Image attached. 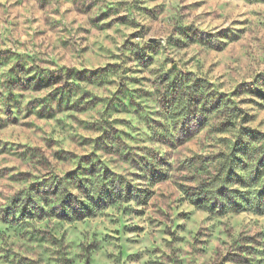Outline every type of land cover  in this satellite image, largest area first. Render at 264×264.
<instances>
[{
	"label": "rangeland",
	"instance_id": "obj_1",
	"mask_svg": "<svg viewBox=\"0 0 264 264\" xmlns=\"http://www.w3.org/2000/svg\"><path fill=\"white\" fill-rule=\"evenodd\" d=\"M263 155L264 0H0V264H264Z\"/></svg>",
	"mask_w": 264,
	"mask_h": 264
},
{
	"label": "trees",
	"instance_id": "obj_2",
	"mask_svg": "<svg viewBox=\"0 0 264 264\" xmlns=\"http://www.w3.org/2000/svg\"><path fill=\"white\" fill-rule=\"evenodd\" d=\"M246 131L245 134L251 138L252 140H258V138H260V136L262 135L261 132L259 131H256L254 129H250V128H245ZM263 158H264V155L261 156L259 158V160L257 161L256 165H255V168H254V171L252 173H250L252 175V179L254 182V180L256 181V183H258V188L256 189L257 191H254V199H250V197H243V200L240 201V199H238V196L235 194V189H228L227 191L229 193H222V197L224 196H227L228 197V202L230 204H234L235 206L238 207V209H241L240 206H242L241 204H245V206H248V204H253L254 209H256L257 212H263L264 210V178H263V175H264V161H263ZM254 173V174H253ZM241 192H238V194H240ZM212 200L214 201V205L213 206H217L219 208H222L225 205L224 203V199L220 198V197H212ZM253 200V202H252ZM244 202V203H242ZM216 204V205H215ZM221 205V206H218ZM62 211L65 212V208L64 206H62Z\"/></svg>",
	"mask_w": 264,
	"mask_h": 264
}]
</instances>
